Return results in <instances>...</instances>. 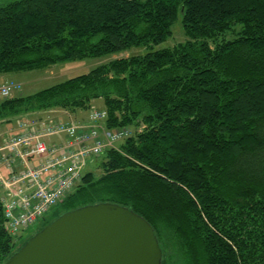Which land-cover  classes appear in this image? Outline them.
<instances>
[{"label": "trees", "instance_id": "obj_1", "mask_svg": "<svg viewBox=\"0 0 264 264\" xmlns=\"http://www.w3.org/2000/svg\"><path fill=\"white\" fill-rule=\"evenodd\" d=\"M179 20L186 40L155 49ZM134 47L146 52L0 100V125L102 100L103 126L132 132L41 228L109 202L151 224L162 264H264V0H0V75ZM24 243L0 197V264Z\"/></svg>", "mask_w": 264, "mask_h": 264}, {"label": "built area", "instance_id": "obj_2", "mask_svg": "<svg viewBox=\"0 0 264 264\" xmlns=\"http://www.w3.org/2000/svg\"><path fill=\"white\" fill-rule=\"evenodd\" d=\"M20 84L0 85L11 97ZM105 110L93 108L88 122L65 121L51 113L28 116L17 130L1 135L0 184L7 226L17 237L44 218L81 183L88 160L129 137V129L103 126ZM53 137L58 142L49 143Z\"/></svg>", "mask_w": 264, "mask_h": 264}, {"label": "water", "instance_id": "obj_3", "mask_svg": "<svg viewBox=\"0 0 264 264\" xmlns=\"http://www.w3.org/2000/svg\"><path fill=\"white\" fill-rule=\"evenodd\" d=\"M3 264H162V250L145 218L103 202L61 214Z\"/></svg>", "mask_w": 264, "mask_h": 264}, {"label": "rangeland", "instance_id": "obj_4", "mask_svg": "<svg viewBox=\"0 0 264 264\" xmlns=\"http://www.w3.org/2000/svg\"><path fill=\"white\" fill-rule=\"evenodd\" d=\"M185 40H186V36L183 32L181 21L179 20L173 26V36L170 37L166 42L161 43L155 46L154 48L159 49V48H164V47H173L177 45L178 43L183 42ZM145 52H146V49L143 47H134L124 52H121L119 54H114L108 57L86 58L83 60L67 61V62L57 63L51 67H48L42 70L8 73V74H4L3 78L0 79V85L6 84V83L9 84L11 82L20 84L21 88L13 91L10 96H16V95L26 96V95L33 94L44 88H47L49 86L55 85L71 77L88 73L96 66L106 61H109L113 58L128 57L130 55L144 54ZM1 99H4V97L0 95V100ZM97 101H95L96 103L94 102L93 107L96 109H103L104 104L103 102H101L102 100H97ZM55 110H61V109H55ZM91 110L92 108H90L89 110H85V111L79 110L75 114L72 113L76 115L75 119L73 118V120L78 122L77 118L83 117V119L80 122L87 123L89 112ZM55 112L56 111L51 112V114L54 115L56 114ZM26 117L27 116L25 117L19 116L16 119H14L13 128L6 126V124L0 125V132H2L1 135L17 130V127H18L17 122L20 120H24ZM131 129L134 133V129L133 128ZM120 142L116 143L117 147L120 146ZM101 156L94 157L93 159L90 158L88 160L85 171L87 172L93 171L94 173L100 176L103 173V170L99 167V163L102 158ZM0 187H1V184H0ZM2 189H0V196L4 194L2 192ZM52 217H53L52 212L48 213L42 221H38L37 223L30 226L27 230L23 231L20 235L15 237V241L18 243V245L22 244L24 241L29 239L32 235H34L37 231L40 230L45 220H49Z\"/></svg>", "mask_w": 264, "mask_h": 264}, {"label": "crops", "instance_id": "obj_5", "mask_svg": "<svg viewBox=\"0 0 264 264\" xmlns=\"http://www.w3.org/2000/svg\"><path fill=\"white\" fill-rule=\"evenodd\" d=\"M1 78H3V75H0V79ZM54 111H56L55 112L56 114H54L55 117L61 118V119L65 120V121H70V120L74 121L73 118L75 119V116H76V115H74L75 113L72 114V113H70L68 111H65V110H55V109H51V110H47V111L35 112V113H33V115H37V114L44 115V114L51 113V112H54ZM77 119H78V121H81L83 119V117H79ZM6 126L13 128L14 127V120L12 121V123L6 124ZM5 134H7V133H5ZM56 142H58V138L57 137H53V139L49 141V143H56ZM0 145H2V138L0 139ZM2 188L3 187L1 186L0 189H2ZM2 192L5 194V191L3 189H2ZM4 194L2 196H4Z\"/></svg>", "mask_w": 264, "mask_h": 264}]
</instances>
